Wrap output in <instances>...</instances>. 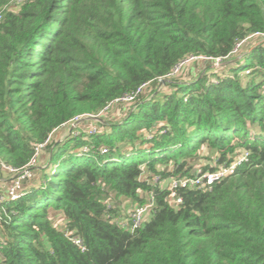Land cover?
<instances>
[{
  "label": "trees",
  "instance_id": "obj_1",
  "mask_svg": "<svg viewBox=\"0 0 264 264\" xmlns=\"http://www.w3.org/2000/svg\"><path fill=\"white\" fill-rule=\"evenodd\" d=\"M246 38L242 58L217 69L193 60L196 76L155 92L184 59L225 58ZM145 82L154 95L109 122L112 107L129 104L115 100ZM81 114L106 124L50 139ZM47 139V162L24 181L31 187L0 206V264H264V0H27L6 10L0 160L22 167ZM245 151L233 174L211 189H181L175 205L150 182ZM144 153L151 159L133 158ZM152 193L142 227L117 224L124 214L110 197L144 205Z\"/></svg>",
  "mask_w": 264,
  "mask_h": 264
},
{
  "label": "built area",
  "instance_id": "obj_2",
  "mask_svg": "<svg viewBox=\"0 0 264 264\" xmlns=\"http://www.w3.org/2000/svg\"><path fill=\"white\" fill-rule=\"evenodd\" d=\"M12 1V0H11ZM10 1V2H11ZM15 2L19 4H23L27 0H14ZM6 3L4 6L0 8V23L4 18V11L8 10L9 3ZM263 35V34H262ZM249 39V38H248ZM243 39L242 41L238 42L233 51L226 56L223 57H204V56H193L187 59H184L183 61L179 62L173 70L162 76L159 77V81L161 84H166L168 82H172V77L175 75H178L181 70L188 65L190 62L196 59H204L207 62L212 61L211 67H214L217 69L222 64H225L227 60L232 59H240L244 56L243 51V45L248 40ZM248 73V71H246ZM150 85V82H145L141 84L139 87H137L134 91H132L129 94H126L118 99L115 100V102L124 101L129 104H134L139 97L140 94L144 93L146 88ZM110 105H108L105 110L108 109ZM92 120L95 121V123H92V125L87 129V132L89 134L96 133L100 127L105 124V120L100 118V114L97 115H91V114H81L76 117H74L70 122L63 123L61 127H67L71 128V132H73V129L78 126L80 122L83 120ZM60 127V128H61ZM152 133L149 134V137H152ZM51 139V136H50ZM49 142V139H47L44 143L39 144L36 147V151L32 158L29 160L27 164H25L22 167H13L11 165H8L0 160V173L1 171H4L8 174H10L9 184L7 185L6 191L0 192V206L3 204L4 201H12L20 198L24 194V181L27 179H31L34 176V168H36L38 163V158L40 153L43 151V149L46 148L47 143ZM84 151H88L89 147L85 146L83 147ZM107 149L103 148L102 152H106ZM249 151H245L243 154L239 155L233 162L231 163H224L218 165L214 169H203L202 167H198L193 171L191 175H182L178 177H171L168 179V182L164 184L165 180L161 177V175L155 174L153 178L151 179V183L153 185L159 184L162 189H166L168 191L167 200L175 205L177 203L182 202V196L179 194V191L181 189H192V188H198V189H211L212 185L222 180L223 178L227 177L228 175L233 174L237 167L249 160ZM109 206H111L110 202ZM155 205V198L153 193L150 194V198L148 202L144 205H137L133 209L127 212L126 215H128L127 219H120V217L116 218V222L119 226L126 227L130 231H135L136 229L142 227L145 222L147 221V217L151 215L152 207ZM150 212V214H149ZM1 216H0V249L5 245L6 238L2 237L1 235ZM68 236H71L70 233H67ZM71 240L77 244L82 250H85V245L83 243V240L78 237H71Z\"/></svg>",
  "mask_w": 264,
  "mask_h": 264
},
{
  "label": "rangeland",
  "instance_id": "obj_3",
  "mask_svg": "<svg viewBox=\"0 0 264 264\" xmlns=\"http://www.w3.org/2000/svg\"><path fill=\"white\" fill-rule=\"evenodd\" d=\"M10 2V1H9ZM25 3V2H24ZM23 3V4H24ZM23 4H19V3H17V2H15L14 0H12L10 3H9V5H8V9L9 10H12V11H15V12H18V11H20V9H21V7H22V5ZM4 14H5V11H4ZM255 40H257V38H254V42H255ZM237 63L239 64V66H241L242 64H243V61L242 60H239V61H237ZM195 64H196V62H195ZM234 65H236V63L234 64ZM208 66H210V64L208 65ZM191 67H194V63H191V64H189L188 66H185L182 70H181V72L178 74V75H175V76H173L171 79H172V81H183V80H186V79H184V74L186 73V72H188L189 71V69L191 68ZM199 67V66H198ZM200 68V67H199ZM206 68V67H205ZM162 85H164V84H162ZM166 85H169V84H165L164 86L166 87ZM170 86H172V85H170ZM167 89V88H166ZM169 89V88H168ZM147 91V90H146ZM145 91V95L147 94L148 95V91L146 92ZM125 105H130V104H124V103H122V104H117V105H115L114 107H112L111 109H110V111H108V114H107V116H105V118H107V117H109L108 119H109V122H116V121H118L119 119H121L122 117H119L118 115L119 114H121L122 113V110H121V107H124ZM115 115H117V116H115ZM114 116V117H113ZM101 118V117H100ZM84 121V124L85 125H87V124H89L90 125V122H92V123H95V121H90V122H85V121H89V120H83ZM82 121V122H83ZM81 122V123H82ZM105 124H106V122H105ZM66 128H68V126L67 127H65L64 129H66ZM46 152L48 153V151L46 150ZM48 155H49V153H48ZM135 160H139L140 158H146L147 160H149V159H151V155L150 154H148V153H144L143 155H141V156H135V157H133ZM202 161H203V163H206V162H214L213 160H211L208 156H206V157H203L202 158ZM0 177H3V178H5V172H1L0 173ZM9 177V176H8ZM1 188V187H0ZM109 202H110V204H111V206L113 207V209H115L116 210V212H117V214L118 215H120V213H123L124 215H122L121 216V218L120 219H127L128 218V215H126L127 214V212L128 211H130L131 209H133L135 206H137V204L135 203H132L130 200L128 201H126L125 199H115V197L114 196H112V197H110L109 198V200H108ZM149 214H150V212H149ZM151 215H152V212H151ZM151 215H149L147 218L148 219H150L151 218ZM147 219V220H148Z\"/></svg>",
  "mask_w": 264,
  "mask_h": 264
},
{
  "label": "crops",
  "instance_id": "obj_4",
  "mask_svg": "<svg viewBox=\"0 0 264 264\" xmlns=\"http://www.w3.org/2000/svg\"><path fill=\"white\" fill-rule=\"evenodd\" d=\"M201 67V66H200ZM197 69L198 68H196V67H191L190 69H189V71L188 72H186L185 74H184V79H190L192 76H196V74L199 72V71H197ZM210 69H212V68H210ZM199 70H200V72H204V71H207V68H204L203 70H201L200 68H199ZM165 85V84H164ZM164 85H162L161 83L158 85V88H157V90L155 91L156 93L158 92V91H160V90H168V89H166V87L164 86ZM165 87V88H164ZM146 90L148 91V95L146 94L145 96H153L154 95V93H152V88H151V85H149L147 88H146ZM145 90V91H146ZM146 91V92H147ZM124 114H119L118 116L119 117H122ZM115 116H117V115H115ZM114 117V116H113ZM124 117V116H123ZM103 119V118H102ZM92 121V120H91ZM85 122H90V121H85ZM92 125V122H90V125L89 124H87V125H85L84 124V121L81 123H79L78 124V126L77 127H75L74 129H73V131L74 132H81V131H87V129L90 127ZM65 127H61V128H59V129H56L55 130V132L53 133V135H51V140H56V141H61V140H63V139H65V138H67L68 137V135H70L71 133V128H66V129H64ZM48 157H49V155H48V153L46 152V149H43V151L40 153V155H39V158H38V163H39V165H38V167H36V168H40L41 166H42V164L44 165L46 162H47V159H48ZM9 176V177H8ZM11 177H10V174H8V173H6L5 172V178H3V177H0V192H2V191H6V188H7V185L9 184V179H10ZM168 182V179H166L165 180V182H164V184H166ZM30 183V181H26L25 183H24V188L27 190V188L29 189L30 187H31V185L29 184ZM143 195H145V193L143 194ZM128 199H126V201H127ZM129 201V200H128Z\"/></svg>",
  "mask_w": 264,
  "mask_h": 264
}]
</instances>
